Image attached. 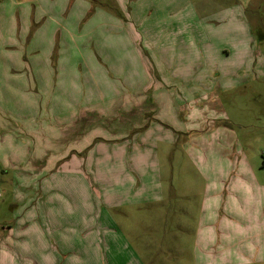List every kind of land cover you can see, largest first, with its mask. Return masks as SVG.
Listing matches in <instances>:
<instances>
[{
    "label": "rangeland",
    "instance_id": "rangeland-1",
    "mask_svg": "<svg viewBox=\"0 0 264 264\" xmlns=\"http://www.w3.org/2000/svg\"><path fill=\"white\" fill-rule=\"evenodd\" d=\"M8 1L26 27L0 14V126L21 140L0 160L26 174L2 176L0 230L28 221L21 262L264 264V205L230 184L264 188V0Z\"/></svg>",
    "mask_w": 264,
    "mask_h": 264
},
{
    "label": "crops",
    "instance_id": "crops-1",
    "mask_svg": "<svg viewBox=\"0 0 264 264\" xmlns=\"http://www.w3.org/2000/svg\"><path fill=\"white\" fill-rule=\"evenodd\" d=\"M25 3L27 4L28 1H32V0H24ZM3 2V1H2ZM9 3L12 2V0H9L8 1ZM10 5H4V3H2L0 5V14L3 12L4 14V17L6 16V14L10 17V12H8V9H9ZM23 19L21 17H19V19L17 18L16 19V22L17 24L13 23V21L11 20V17H10V22L8 23V28H14V29H17L18 31H20L21 29H24L26 27V25L23 23ZM1 27V26H0ZM8 36H11L10 38H6L7 41H8V49L13 52L14 49L18 48V53H15L13 56H26V47L27 46V43H28V39L26 38V35L24 36H21V33H15L14 32V35H10V32H9V35ZM5 50V48H3ZM26 60V58H24V61ZM11 72H13V70H11ZM23 73L25 72V70L22 71ZM15 127V125L13 126ZM17 127H19V130L22 131L21 133V136L23 137H27L29 138L30 140H34V136L36 137V131L37 129H34V131L32 130H29L28 132V129L26 128V126L22 125V124H18ZM29 134V135H28ZM12 130L8 128L7 125H2L0 126V141H20L21 139L20 138H15L12 136ZM28 135V136H27ZM22 137V138H23ZM136 142H137V139H136ZM138 145L135 143V147H137ZM138 152V150H136ZM133 152L134 155L137 154V152ZM123 152V150L118 154L120 155L121 153ZM142 154H138V157L140 158ZM21 156V155H19ZM131 162H132V159H130ZM34 161H36V159H34ZM130 162V163H131ZM133 164V163H131ZM43 165H34V167H42ZM144 166V165H143ZM142 166V167H143ZM234 166V165H232ZM142 167L138 168V169H141ZM251 167V166H250ZM23 166L19 164V166L17 167V165L15 164H11V163H6V164H3V162L0 160V183L4 182V178L2 177L3 175H9L11 176V173H16V174H26V172H24V170L22 169ZM261 168H264V165H262ZM214 169H212L213 171ZM224 170V169H222ZM230 170H233V167H228L227 170L225 172H229ZM247 171L251 170V168H247L246 169ZM242 172L246 173V171L242 170ZM25 178V177H24ZM19 181H17V184L20 186V184L22 183H25V179H23V176L20 175V177L18 178ZM250 179L248 177V179L246 180V182L248 183L249 185V182ZM16 181L14 180V183ZM230 184L232 185L233 183H235L234 186H236V188H231V190H235V189H239L242 193V195H244L245 193L246 194H250L252 195V200H259L258 201V206H259V209H262L263 208V205H264V188L260 189V188H254V187H248L245 183V177L244 178H237V177H232L230 178ZM256 184H253L252 186H255ZM258 187V186H257ZM213 192L212 194L209 196L208 198V205L209 206H203V210H202V213H203V216L205 214H209V213H213V211L216 210V206H215V202L214 200L217 199L216 196H218V187L217 185L214 186L213 188ZM228 190V188H227ZM161 195H159V193H155V197H159ZM3 198V195L1 194V198L0 200ZM22 198H18V200L16 199H12L13 201V204L14 205L15 203L18 205H21V202H22ZM253 200V201H254ZM106 205H110L112 204V198L111 197H107L106 199H104ZM13 208V207H12ZM208 208V209H207ZM207 209V210H206ZM29 221H32L34 222L33 224V232H36L38 233V235L42 238V236H45V233H44V230L43 228H46V227H43V225H39L38 223V226L39 227H42L39 229V227L37 226V222H36V218L34 220H29ZM28 221H26V223H19L17 222L16 225L12 226L14 228H11V226H8V227H2L0 230V251H2L0 253V264H25L24 262H21L22 258H23V254L27 252V249L25 248V246L22 245V243H26L25 239L27 238L28 236V232L27 230H23L24 228L28 227ZM46 226V225H44ZM16 229H18V233L16 232ZM44 233V234H43ZM22 242V243H21ZM6 254H4V253ZM2 254V255H1ZM37 264V263H36Z\"/></svg>",
    "mask_w": 264,
    "mask_h": 264
},
{
    "label": "built area",
    "instance_id": "built-area-1",
    "mask_svg": "<svg viewBox=\"0 0 264 264\" xmlns=\"http://www.w3.org/2000/svg\"><path fill=\"white\" fill-rule=\"evenodd\" d=\"M0 198H1V194H0Z\"/></svg>",
    "mask_w": 264,
    "mask_h": 264
}]
</instances>
